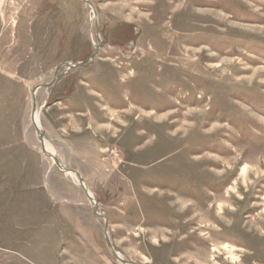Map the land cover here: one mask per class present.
Wrapping results in <instances>:
<instances>
[{"label": "rangeland", "instance_id": "obj_1", "mask_svg": "<svg viewBox=\"0 0 264 264\" xmlns=\"http://www.w3.org/2000/svg\"><path fill=\"white\" fill-rule=\"evenodd\" d=\"M105 224L128 264H264V0H0V264H123Z\"/></svg>", "mask_w": 264, "mask_h": 264}, {"label": "water", "instance_id": "obj_2", "mask_svg": "<svg viewBox=\"0 0 264 264\" xmlns=\"http://www.w3.org/2000/svg\"><path fill=\"white\" fill-rule=\"evenodd\" d=\"M85 1H87V0H85ZM96 51H97V48H96ZM33 91L35 92V91H36V88H35ZM34 92H33V93H34ZM32 111H33L32 114H34V111H35V106H34V104H33V106H32ZM32 123H33V125L35 126L36 131H37V133H38V138H39V141H40V143H41V151L44 153V152H45V151H44V145H43V136H44V132H43V131L38 127V125L35 123V121H34V115H33V117H32ZM45 155L49 156V157L53 160V162L55 163V165H56L57 167H59V168L62 167V168H64V169L68 170V171L75 172L78 181L81 183V187H82L83 189L85 188V187L82 185V184H84L83 179L81 178V176H80L76 171H74V170H72V169H69V168H66L65 166H63L62 163L60 162V160H59L55 155H53L52 153H47V152H46ZM86 195H87L88 199L90 200V202H92L93 209H94V211L96 212L97 209H98L97 202L94 201V200H92V198L89 197L87 193H86ZM104 219H105V216H104ZM104 236H105V239H106V244H107V246L109 247L111 253H112L114 256H116V258H117L121 263L124 264L126 261H124L120 256H118L117 252L113 249L112 245L110 244V241H109L108 236H107V225H106V224L104 225Z\"/></svg>", "mask_w": 264, "mask_h": 264}, {"label": "bare ground", "instance_id": "obj_3", "mask_svg": "<svg viewBox=\"0 0 264 264\" xmlns=\"http://www.w3.org/2000/svg\"><path fill=\"white\" fill-rule=\"evenodd\" d=\"M187 6L188 5H186L185 7H184V9H182L180 12H183V11H185L186 9H187ZM259 18H261V17H259ZM172 21H173V19H172ZM260 28V27H259ZM261 30V29H260ZM227 32V31H226ZM190 39V37H188V40ZM238 55H239V53H238ZM131 94V93H130ZM131 97V96H130ZM134 98V97H133ZM132 97H131V99H133ZM153 105V104H152ZM155 105V106H154ZM153 106L156 108L157 107V104H154ZM152 106V107H153ZM34 121H35V123L38 125V119H37V113H35L34 114ZM140 124V123H139ZM138 124V125H139ZM43 145H44V154H46V152L47 153H52L53 155H54V153H53V150L50 148V146H49V144H48V142H45V140H44V138H43ZM53 161V160H52ZM59 168V167H58ZM59 170H61L63 173H65L66 175L68 174V176H70V177H72V178H74V179H77V176H76V173L75 172H71V171H68V170H66V169H64V168H59ZM243 171H244V169H243ZM82 178V177H81ZM77 181H78V179H77ZM84 182V181H83ZM78 184L81 186V183L78 181ZM85 188H84V190H85V192L88 194V196L89 197H91L92 198V200H94L95 201V199L93 198V196L92 195H90L89 194V190H88V188L86 187V185H85V183L84 184H82ZM184 196H186V197H189V196H187V195H184ZM182 199H180V201H179V203L180 202H182L181 201ZM196 204V203H195ZM198 207V206H197ZM200 207V206H199ZM193 208V206L192 205H187V207H186V209L185 210H183V211H181V214L183 215V213L185 212V211H187V210H190V209H192ZM98 210V209H97ZM99 211H100V209H99ZM97 212V211H96ZM98 213V212H97ZM103 217H104V215H103ZM107 235H108V233H107ZM118 254V256H120L121 258H122V256H121V254L120 253H117ZM129 262H125L124 264H128Z\"/></svg>", "mask_w": 264, "mask_h": 264}]
</instances>
